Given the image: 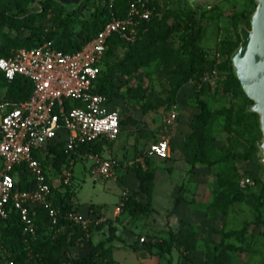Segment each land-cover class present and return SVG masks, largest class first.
<instances>
[{"label":"trees","instance_id":"obj_1","mask_svg":"<svg viewBox=\"0 0 264 264\" xmlns=\"http://www.w3.org/2000/svg\"><path fill=\"white\" fill-rule=\"evenodd\" d=\"M90 1L92 0H84L77 9L69 11L55 0H8V6L0 9V37L2 39L0 57L6 58L11 52L19 48H31L46 41L52 42L57 50L73 53L95 37L112 15L123 18L131 0H95L97 3L93 5L92 12L87 17H83L82 10ZM251 2L255 10L256 3L254 0ZM30 5L35 7V10L30 9ZM150 7H152V15L148 21L141 23L138 37L134 42L126 43L117 35H113L107 40V48L101 61V71L95 92L106 97L111 108H114L113 105L116 100L134 97L130 91L126 95L120 91L117 83L119 81L118 74L135 75L151 62L158 61L170 72L169 97L167 101L156 106L144 105L143 112L158 111L162 106H166L171 111L177 105L176 97L180 88L190 81H194L196 89L198 88L197 104L190 124L191 133L183 144V151L186 152L185 160L192 169L196 164L216 167L218 164L231 162L224 172L216 167V188L211 191V200L206 207V217L202 223V227L209 229L216 213L226 212L232 202L242 197V192L237 182L238 168L231 161L237 156L231 151H226L219 157L216 155L215 137L209 133L208 124L213 116L224 115L226 129L230 132L232 127L245 124L249 117L258 120L257 127L260 136L252 139L250 147L242 156L246 162H251L255 159L258 151L257 142L262 138L258 115L247 110L253 102L243 92L233 70L231 55L238 46L227 50L226 60L217 64L199 45L201 39L200 23L205 18L204 13L198 14L191 8L193 13H191L190 20L185 26L173 25L168 27L162 36H158L157 33L165 27V22L169 16L161 11L157 0H153ZM108 8H111V12L108 17H104ZM213 9L214 6H210L206 10L211 11ZM248 22L247 28L250 25V21ZM76 24L79 25V29H75ZM180 30L186 31L188 36L181 52L173 49L170 41H168L169 35ZM237 36L238 43H240L239 34ZM27 41H33L34 44L20 46L21 43ZM120 46L127 49L124 58L115 64L109 63V55ZM213 68H216L218 72L217 84L222 93L229 96L241 95L248 103H244L238 109L223 107L212 112L208 108L207 101L201 97H215L216 89L212 91L209 83L204 81L206 73ZM139 90L142 92V98H144V89ZM0 91H3V94L0 95V102L9 100L20 104L30 98L33 85L22 77L7 81L0 72ZM128 120L130 117L126 119L120 117V132L121 127ZM155 135H152V142L156 141ZM111 143L102 139L82 146L80 151L101 154L103 146ZM73 157L74 154L64 152L63 144L60 142L49 147L45 159L40 158V161L46 171L49 161L55 171L60 172L61 167ZM147 163L148 161L145 164L147 165ZM146 165L144 167L138 159L134 162L131 170L135 174L137 189L129 190L126 198L123 199V210L132 218L154 212L152 205L155 172ZM12 174L15 177L18 190L31 191L34 188V183L24 166L15 167ZM46 176L49 179V174ZM62 186L67 185L61 184L58 188L51 187L54 207L60 209L62 215L68 212H77L72 201L74 194L67 189L63 191ZM139 197H143L145 202L139 200ZM249 197L254 200L256 210L264 207V185L261 184V190L257 196L250 194ZM34 213L37 226V238L35 240L27 239L23 234V225L14 211H11L8 219L2 223L1 244L3 251L6 257L15 264H117L112 260L108 246L116 238L114 234L118 228L112 221L107 220L105 223L93 221L89 226L88 234H86L78 225L61 217L57 228L64 226V229L58 233H53L49 228L47 210L36 208ZM104 227H107L110 235L97 243L92 242L90 233L93 230H102ZM219 234L221 236L220 242L214 246V250L207 249L202 264H231L233 255L241 250L236 245L225 241L231 236L230 233ZM239 241L243 242L242 240ZM197 242V228L190 223L181 222L179 230H169L168 239L149 243L144 241L141 245L147 252H154L159 255L166 264L172 263L174 250H177L184 258L185 262L179 264H195L193 253L197 248ZM123 243L125 244V242ZM76 246L87 247L90 251L83 257L69 256L65 248ZM128 246L132 247L133 244H128Z\"/></svg>","mask_w":264,"mask_h":264},{"label":"rangeland","instance_id":"obj_2","mask_svg":"<svg viewBox=\"0 0 264 264\" xmlns=\"http://www.w3.org/2000/svg\"><path fill=\"white\" fill-rule=\"evenodd\" d=\"M7 1L0 0V9L8 6ZM157 1L161 11L169 16L165 22V27L157 33L158 36H162L164 31L173 25L185 26L190 20L191 13H193L192 9L198 14L204 13L205 18L200 23L201 39L199 45L204 52L215 60V63L225 61L226 51L238 46V27L240 24L248 26V21H250L254 11L252 0H218L213 2L200 0L195 8L189 5L188 0ZM96 3L97 1L92 0L85 5L82 16L87 17ZM207 3H210L208 6H214V9L206 10ZM29 8L35 10V7L31 5ZM110 12L111 8H108L104 17H108ZM75 29H79L78 24L75 25ZM187 37L186 31H175L169 35L168 41H170L173 49L181 52ZM33 44V41H27L21 43L20 46ZM1 45L2 39L0 37ZM126 52L125 47H117L109 55V63H117L124 58ZM118 79L120 91L124 95L130 91L134 97L118 99L113 107L119 111L121 119L130 117V120L121 127L118 138L107 145L104 155L119 164L116 171L117 175L121 173L128 175L137 159H140L139 161L144 167L148 161L146 166L155 172L153 205L160 213L156 219L157 224L163 222L167 212L172 210L175 205H187L189 210L199 212L201 217L202 214H205L206 207L211 200V191L216 188V167L224 172L231 162L229 164L221 163L216 167L196 164L192 169L185 160L186 152L183 151V144L191 133L190 124L197 104L198 88L196 89L194 81L192 80L180 88L176 97L177 105L171 111L166 106H162L158 111L150 110L144 113V105L156 106L167 101L171 87L169 69L160 65L158 61H153L135 75L118 74ZM139 89H144V98H142V92H139ZM2 94L3 91H0V95ZM201 99L207 101L208 108L212 112L223 107L238 109L244 103H248L241 95L223 94L221 88L218 87L215 97H201ZM173 111L176 113L180 124L178 135L175 136L174 140L173 138L170 140L168 154L165 158L150 155L147 151L153 141L152 135L156 134L155 137L158 138L163 134L165 122ZM257 125L258 120L249 117L245 124L232 127L229 132L226 129L224 115L213 116L208 124L209 133L215 137L216 155L219 157L224 152L231 151L237 156L231 161L238 168L237 182L242 197L232 202L226 212L216 213L209 229L202 227L201 224L194 225L198 230L197 248L193 253L195 264L203 263L208 248L214 250V246L221 239L219 233H230L231 236L225 241L241 249L233 255L231 264H264V207L256 210L254 200L249 197L250 194L257 196L261 190V184L264 185V163L256 159L246 162L242 158L250 147L252 139L260 136ZM70 162L71 164H67L66 167H61L62 170L55 173L53 178L52 172L55 169L51 166L52 163L48 161L47 172L57 187L62 183L64 174L67 171L71 173L72 177L69 184L65 187L62 186V190L67 189L74 194L72 201L75 205L82 208L90 204L109 206L118 204L121 189L116 181L112 178L94 180L91 174L93 162L86 156L78 155ZM242 177H247L250 180L245 187L239 184ZM138 199L145 202L143 197ZM195 217V221L200 222L198 214ZM137 230L138 232L142 231L139 227ZM161 233L165 235V239H168L169 231L148 232L146 238L156 242L163 239L158 236ZM146 238L144 239L145 242ZM78 255L76 254V256ZM174 255L179 263L185 262L179 252L175 251Z\"/></svg>","mask_w":264,"mask_h":264},{"label":"built area","instance_id":"obj_3","mask_svg":"<svg viewBox=\"0 0 264 264\" xmlns=\"http://www.w3.org/2000/svg\"><path fill=\"white\" fill-rule=\"evenodd\" d=\"M152 1L131 0L123 18L112 15L95 37L73 53L57 50L52 42L46 41L31 48H19L6 58L0 57V72L7 81L22 77L33 85V92L25 102H0V264H15L6 257L1 244L2 223L11 211L18 215L27 239L37 238L36 208L47 210L51 232L64 229V226L57 228L63 217L88 234L91 221L78 212L62 215L60 209L54 207L53 185L40 158L45 159L49 147L60 142L65 153L79 155L84 145L102 139L110 143L118 138L120 113L111 108L106 97L95 92L101 61L107 40L113 35L126 43L136 40L141 23L152 15ZM204 81L212 91L218 87L216 68L206 73ZM176 120L173 111L165 122L163 134L148 147L150 155L167 156ZM83 156L93 162L94 178L115 176L119 165L116 162L93 152L86 151ZM22 166L34 183L31 191H20L16 187L12 171ZM71 177L67 171L61 184L68 185ZM249 182L247 177H242L239 184L245 187Z\"/></svg>","mask_w":264,"mask_h":264},{"label":"crops","instance_id":"obj_4","mask_svg":"<svg viewBox=\"0 0 264 264\" xmlns=\"http://www.w3.org/2000/svg\"><path fill=\"white\" fill-rule=\"evenodd\" d=\"M177 122L178 119L176 120L174 125L173 133L175 135L173 134V140L175 139V136L178 135L177 132L179 130L178 127L180 124L179 122ZM105 149H107V146H103L101 155L104 158H108L104 155ZM80 154L83 155L84 152H81ZM76 156L78 155H74V157L70 161H72ZM70 161L63 165L62 168L66 167L67 164H71ZM52 173L54 178V175L57 172L54 170ZM53 178L49 175L50 183L54 187H57V185H54ZM93 179L96 180L97 178L93 177ZM112 180L116 181L121 189V195L119 197L117 205L109 206L90 204L82 208H80L79 205L74 206L77 209V212H79L83 217L91 222L94 221L95 223H105L107 220H109L118 227L116 233L114 234L116 238L108 244L110 248L111 258L117 264H166V262L163 261L156 253L147 252L141 245L140 239H145L148 232H165L169 230L177 231L180 228L181 222L190 223L192 225H202V223L204 222L206 215L202 214L200 217L199 212L197 213L194 210H189L187 205H175L172 210L167 212L166 217L163 222H161V224H157L156 219L157 217H159L160 213L154 205H152V208L154 209L153 213L140 215L137 218H132L126 211L123 210V199L126 198L129 190L137 189V181L134 172L130 170V173L128 175H125L124 173L117 175L116 172ZM117 208H120V211H118ZM196 214H198L200 222L195 221ZM137 227H139L142 231L138 232ZM109 235L110 233L107 230V227H104L102 228V230H93L90 233V238L92 242L97 243L107 238ZM158 236L165 239V235L163 233L158 234ZM153 241L154 240L148 237L146 238V243ZM123 242H125V244ZM128 244H133V246H128ZM65 251L69 256L75 258L85 256L90 251V249L84 246H76L67 247L65 248ZM175 251L178 253L177 250H174L172 252L173 259L171 264L179 263V260L175 258ZM76 254L79 255L76 256Z\"/></svg>","mask_w":264,"mask_h":264},{"label":"water","instance_id":"obj_5","mask_svg":"<svg viewBox=\"0 0 264 264\" xmlns=\"http://www.w3.org/2000/svg\"><path fill=\"white\" fill-rule=\"evenodd\" d=\"M55 1L71 11L77 9L84 0ZM254 1L256 8L251 15L249 28L245 24L238 27L240 43L231 55V62L243 92L253 102L247 110L258 115L262 138L257 142L255 159L264 163V0ZM188 2L195 8L200 0Z\"/></svg>","mask_w":264,"mask_h":264}]
</instances>
